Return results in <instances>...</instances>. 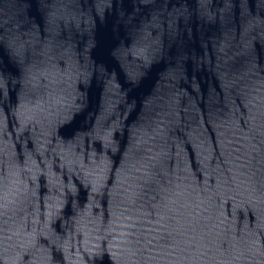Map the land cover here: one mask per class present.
Here are the masks:
<instances>
[{
	"label": "water",
	"instance_id": "95a60500",
	"mask_svg": "<svg viewBox=\"0 0 264 264\" xmlns=\"http://www.w3.org/2000/svg\"><path fill=\"white\" fill-rule=\"evenodd\" d=\"M0 96L124 264H264V0H0Z\"/></svg>",
	"mask_w": 264,
	"mask_h": 264
},
{
	"label": "snow or ice",
	"instance_id": "6c2138e0",
	"mask_svg": "<svg viewBox=\"0 0 264 264\" xmlns=\"http://www.w3.org/2000/svg\"><path fill=\"white\" fill-rule=\"evenodd\" d=\"M0 196H2V189H0Z\"/></svg>",
	"mask_w": 264,
	"mask_h": 264
}]
</instances>
